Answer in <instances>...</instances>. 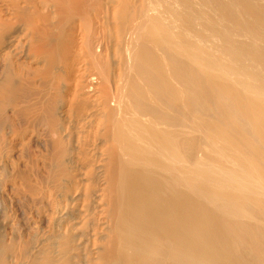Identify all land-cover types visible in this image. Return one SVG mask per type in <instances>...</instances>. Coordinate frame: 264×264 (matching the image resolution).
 Returning a JSON list of instances; mask_svg holds the SVG:
<instances>
[{"label":"bare ground","instance_id":"1","mask_svg":"<svg viewBox=\"0 0 264 264\" xmlns=\"http://www.w3.org/2000/svg\"><path fill=\"white\" fill-rule=\"evenodd\" d=\"M9 6L0 107L59 177L5 182L41 225L0 264H264V0Z\"/></svg>","mask_w":264,"mask_h":264},{"label":"rangeland","instance_id":"2","mask_svg":"<svg viewBox=\"0 0 264 264\" xmlns=\"http://www.w3.org/2000/svg\"><path fill=\"white\" fill-rule=\"evenodd\" d=\"M11 1L12 0H0V22H2L3 20L2 18H4L5 20L6 16L7 19L10 18L11 20L9 13L10 12L9 4ZM11 21L13 22V19ZM19 25L20 24L14 23L13 26H11V28L3 29L4 27H2L0 29L1 45L3 43L5 44L7 39L10 40L14 39L15 36L12 35H14L15 34L14 32H16L14 30L18 29L19 27L21 28V26ZM247 27L248 29L251 30V32H253L255 35L258 36V39L264 41V29L263 30L256 29L253 26L252 22H248ZM2 39L4 41H2ZM22 43L26 44L25 41H23ZM16 57L14 56V58ZM4 59L5 56L0 55V70H3L4 67L3 64H5ZM33 64L36 65V67L40 68L39 67L40 64H37V62H34ZM1 72L2 71H0V75H2ZM27 89H25L24 91H26ZM26 92L27 94L31 93L29 90H27ZM0 108H2V106ZM11 108L12 107L10 106L4 105L3 108L0 109V166H3L4 170L6 171L5 172L4 170L2 171L0 170V174H1L0 189H2L0 190L2 191L0 194V206H1L0 211H2L0 214V221L2 223L0 225L1 226L0 230L2 229L1 232L4 233L3 236L4 241L32 239L33 237L32 231H34L35 226L41 225L40 223L37 222L38 215L36 216L38 206L35 205V203L34 206L32 204L33 202L31 203L29 201L30 197L28 195L27 196L29 199L25 198L26 196L24 197L25 199L24 198L20 199L21 197L20 194L18 196L15 195L14 190L10 191L9 185L6 184L8 183V180L11 179L12 176H16L15 173L19 171H23V172L25 171V175L28 173L27 176L30 178H33V176H35V178H38L41 181L45 180L47 182L50 181L53 182L54 178H51V176L53 177V175L52 173L51 175H49L50 174L49 172L53 171L54 172L53 174H55V170L57 171L56 167H54L55 165L52 162V153H50L51 156L49 155V152L51 151V147H48L50 148L49 149L50 151H48L47 148V146H49L48 138L50 139V137L47 135L49 131L48 128L44 125L43 122H41L42 125H40L41 123L37 124V122L34 121V118L31 114H28L27 112H24L20 109L14 110L13 108L12 109ZM16 110L19 111L20 113L17 112ZM52 166L53 169L55 168V170L52 169ZM57 174H59V171L57 172ZM47 177L48 179H46ZM54 177L58 179L59 175L58 177L57 175H55ZM57 179H54V181H57ZM2 187L5 188L6 190L3 189ZM46 189H49V187ZM30 204L33 205L34 207L31 206Z\"/></svg>","mask_w":264,"mask_h":264}]
</instances>
